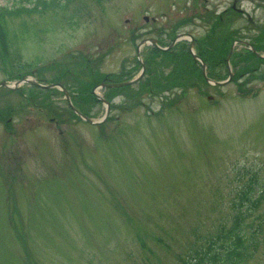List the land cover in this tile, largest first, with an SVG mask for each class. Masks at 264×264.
Here are the masks:
<instances>
[{"label": "rangeland", "instance_id": "obj_1", "mask_svg": "<svg viewBox=\"0 0 264 264\" xmlns=\"http://www.w3.org/2000/svg\"><path fill=\"white\" fill-rule=\"evenodd\" d=\"M63 11L11 19L19 54L0 56V81L39 69L90 94L72 99L101 120L105 104L92 88L109 74L136 76L142 39L165 46L188 32L209 53L211 27L221 39L231 34L220 79L228 66L237 76L222 87L197 81L180 40L178 52L151 58L154 74L97 89L111 101L102 125L77 118L59 92L38 107L28 88L0 87V264H183L194 239L233 218L242 185L252 176L264 182V62L241 59L240 44L226 62L234 38L257 43L264 34V0H73ZM258 213L257 250L243 264H264V201Z\"/></svg>", "mask_w": 264, "mask_h": 264}, {"label": "trees", "instance_id": "obj_2", "mask_svg": "<svg viewBox=\"0 0 264 264\" xmlns=\"http://www.w3.org/2000/svg\"><path fill=\"white\" fill-rule=\"evenodd\" d=\"M72 1L36 0L31 7L0 5V53L3 51L7 53L14 49L12 46L16 41L14 40L16 30L11 26V19L32 13L41 14L53 8H59L64 12L63 10ZM252 57L251 54L250 58ZM187 66H189L188 63ZM186 70L189 71V69ZM263 201L264 182L252 176L246 184L242 185L234 198L233 218L222 223L202 240H199V237L194 239L184 257L183 264H243L252 258L254 251L257 250V236L262 231L260 224L263 222L260 220L258 211ZM262 217L264 218L263 214Z\"/></svg>", "mask_w": 264, "mask_h": 264}, {"label": "flooded vegetation", "instance_id": "obj_3", "mask_svg": "<svg viewBox=\"0 0 264 264\" xmlns=\"http://www.w3.org/2000/svg\"><path fill=\"white\" fill-rule=\"evenodd\" d=\"M233 8L235 9L236 6L234 5ZM179 34H185V32H181ZM179 34H177L175 37H178ZM152 38L154 39L156 37H150V36H148V37L142 39L139 42L138 46H137V57H138V60H139L140 63H145L146 64V73H145V76L146 75L154 74V72H153V70L151 68L155 64V62H154L155 60L154 59H151V58L157 57L156 56V50H159V49L156 48V46L153 43H151L150 40ZM174 39L175 38H173V40ZM253 42L256 43V41H253ZM146 44H148L147 47H146L148 51L146 52V55H145L147 57L143 60V59H141L139 57L141 55V49ZM202 45H207V44H203L201 41H198V40H193V42L189 43V46L187 47V53L184 51V48L180 51V53H182V54L184 53L186 56H187V54L190 55L191 54L192 47L196 46L198 48V54H199V56H201L202 58H205L207 60V64H208V66H207V73L210 76L209 78H216L217 77L216 75H219V69H220V67H219L220 66V48H219L220 43L218 42L216 46H207V47H209V49H211V51L209 53L205 52V50H203L201 48ZM168 51H170L172 53H174V51L175 52H178V51L175 50V45H174V47L170 48V50H168ZM208 55H212V56H208ZM192 59L194 60L193 57H192ZM181 64L182 65L184 64L183 61H181ZM199 67H201L202 68V71H203L202 64H199ZM192 74H194V73H192ZM194 76L196 77L197 81H199L198 78H197V77H199V75L198 74H194ZM203 77H204V71H203ZM108 80L109 79L107 78L105 81L107 82ZM112 81H113L112 78H110L109 83H111ZM206 83L208 84L210 82L207 81ZM63 91L65 92L66 96L68 95L70 97V99H72L74 93H73V91H72L71 88H69V87H67V85H65ZM75 95L79 96V94H74V97H75ZM81 96H84L83 93L79 96L80 99H81ZM26 100L28 102L29 101L32 102V104L35 105V106H38V107H41L42 106V107H44L43 96H40V95L39 96L27 95ZM75 106L77 108H79L81 111L86 112V109H85L86 106H83L81 104V102H79L78 104L76 103ZM33 108L34 107H32V109ZM3 115L4 114L2 112H0V116L3 117ZM58 115L63 116L61 113H58ZM10 119H11V117H8L6 122H11V121H9ZM11 129H13V127ZM9 132L10 133L11 132L13 133V131H11V130Z\"/></svg>", "mask_w": 264, "mask_h": 264}, {"label": "water", "instance_id": "obj_4", "mask_svg": "<svg viewBox=\"0 0 264 264\" xmlns=\"http://www.w3.org/2000/svg\"><path fill=\"white\" fill-rule=\"evenodd\" d=\"M229 57H230V56H229ZM230 76L232 77V73H231ZM138 79H139V78H136V79H133V80H131V81H125V82L115 83V84H112V85H113V86L128 85V84L134 83V82L137 81ZM214 82L217 83V84H224V83H227L226 81H225V82L214 81ZM1 84L7 85V83H6L5 81H4V82H1L0 85H1ZM81 116H83L86 120H88V121L91 122V123H98V122L94 121L93 119H91V118H89V117H87V116H84V115H81Z\"/></svg>", "mask_w": 264, "mask_h": 264}]
</instances>
